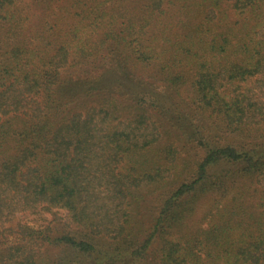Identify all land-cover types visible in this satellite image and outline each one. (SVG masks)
Instances as JSON below:
<instances>
[{"label": "trees", "instance_id": "trees-1", "mask_svg": "<svg viewBox=\"0 0 264 264\" xmlns=\"http://www.w3.org/2000/svg\"><path fill=\"white\" fill-rule=\"evenodd\" d=\"M227 1L0 0V264H264V0Z\"/></svg>", "mask_w": 264, "mask_h": 264}, {"label": "rangeland", "instance_id": "rangeland-1", "mask_svg": "<svg viewBox=\"0 0 264 264\" xmlns=\"http://www.w3.org/2000/svg\"><path fill=\"white\" fill-rule=\"evenodd\" d=\"M232 3L231 1H223L221 3V5L219 7L216 8L215 13H213L212 16V11H211V7L208 5L207 8H205L204 6L201 5V1H197L194 0L193 5L190 8V14L192 15V17H194L197 21L199 19V22L202 23V19L205 16V12L207 13V16L209 18L215 17L214 23H213V28L218 29V31L216 32H220L223 30H226V28L229 27V25H232L235 20H240L243 23V16L242 17H238L235 13V11L232 9L231 7ZM205 9V10H204ZM211 25V24H210ZM240 28V27H239ZM235 32L237 34H241L242 31L240 30H236ZM187 107V106H186ZM188 109L192 110L190 107H187ZM201 154V152L199 153ZM156 198L157 197H148L147 199L148 202H152V203H156ZM150 203V204H152ZM145 208H143L142 210L144 211ZM202 214V211L200 210V215ZM56 215L58 216H62L65 220L66 217V212L64 211H57V210H53L50 213H43V214H33V213H28V212H21V211H17L15 216H16V220L15 222H19L20 224H27L30 226H35L36 228H39L38 226H40L44 221H50L54 218H56ZM54 252V251H52Z\"/></svg>", "mask_w": 264, "mask_h": 264}]
</instances>
